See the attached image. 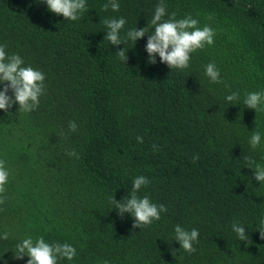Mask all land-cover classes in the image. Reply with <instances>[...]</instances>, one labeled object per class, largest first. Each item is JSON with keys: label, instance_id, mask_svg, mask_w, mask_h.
I'll return each mask as SVG.
<instances>
[{"label": "trees", "instance_id": "16d2710c", "mask_svg": "<svg viewBox=\"0 0 264 264\" xmlns=\"http://www.w3.org/2000/svg\"><path fill=\"white\" fill-rule=\"evenodd\" d=\"M105 2L88 0L71 22L37 0H0V44L46 77L35 110L0 111V160L9 170L0 187V233L8 234L0 264H27L11 251L29 235L72 244L75 259L59 264H264L256 231L264 185L247 168L250 159L264 163V147L247 142L255 128L264 133V110L242 104L245 93L264 90V0H165L177 18L215 29L213 45L172 71L159 57L148 63L147 36L127 45L125 64L114 56L125 45L104 41L100 23L123 16L125 30L144 28L159 0H120L119 12L104 11ZM209 62L221 83L204 75ZM233 91L238 106L224 101ZM138 175L149 180L138 195L167 212L133 229L110 201L127 196ZM234 221L251 230L249 246L232 232ZM176 224L199 230L195 252L174 241Z\"/></svg>", "mask_w": 264, "mask_h": 264}, {"label": "clouds", "instance_id": "9594fccd", "mask_svg": "<svg viewBox=\"0 0 264 264\" xmlns=\"http://www.w3.org/2000/svg\"><path fill=\"white\" fill-rule=\"evenodd\" d=\"M38 3L46 5L48 11L63 17L65 21H78L82 14L88 11V0H37ZM119 12L120 0H106L103 10ZM209 20L212 18L209 17ZM100 23L104 25V41L109 45L118 47L125 45L123 49L116 52L114 56L119 57L125 64L128 61L127 45L134 44L147 36L145 52L149 64L159 62L165 64L171 71L173 69L184 70L189 68L192 54L203 49L206 45L214 43L215 29L210 24L200 26V21L191 15L177 18L176 13H169L165 0H159L154 8L151 18L148 19L144 28H131L125 30L127 20L125 17H106ZM132 47V48H134ZM131 49V48H130ZM204 75L210 83H221V74L215 63L209 62L204 66ZM45 74L26 65L24 59L17 53L9 54L6 45L0 44V111L7 115L13 106H18V112L29 113L39 106L40 97L45 93ZM11 91V95L9 92ZM241 100L240 93L233 91L224 97L225 103L238 106ZM244 108L258 111L264 110V90L247 92L243 96ZM76 123L70 122L69 129L76 130ZM248 145L255 151L264 147V133L255 130L250 132ZM138 143H143V137L137 136ZM156 145H153V149ZM70 155H77L75 152ZM197 156L193 157L195 161ZM253 170L255 181L264 185V163L249 160L248 167ZM9 181V170L5 162L0 160V187ZM149 184L146 176L138 175L132 181V190L129 194L117 201L115 196L111 199L112 210L123 217L128 214L133 219V229H141L145 225H151L154 221L161 219V213L167 212L163 204L152 202L148 195L140 196L138 193ZM251 184V183H250ZM251 231L239 221L231 224V230L237 239L251 244ZM256 231L261 239H264V213L257 218ZM200 232L197 228L187 229L180 224L174 227L173 239L180 245V249L192 253L196 251L195 245L199 243ZM8 234L0 233V239H7ZM13 253L14 260H22L27 257V264H59L61 260L73 261L77 255L76 248L70 243L47 242L43 236L35 239L31 235L26 236L15 244ZM175 252H173L174 255ZM105 264H108L105 261Z\"/></svg>", "mask_w": 264, "mask_h": 264}]
</instances>
